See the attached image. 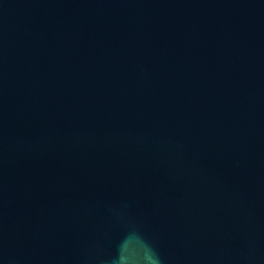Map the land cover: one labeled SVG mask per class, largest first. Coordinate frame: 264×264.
Here are the masks:
<instances>
[{
	"label": "water",
	"instance_id": "obj_1",
	"mask_svg": "<svg viewBox=\"0 0 264 264\" xmlns=\"http://www.w3.org/2000/svg\"><path fill=\"white\" fill-rule=\"evenodd\" d=\"M0 264H264V0H0Z\"/></svg>",
	"mask_w": 264,
	"mask_h": 264
}]
</instances>
